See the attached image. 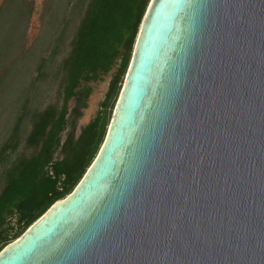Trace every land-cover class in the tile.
Masks as SVG:
<instances>
[{
    "label": "water",
    "instance_id": "water-1",
    "mask_svg": "<svg viewBox=\"0 0 264 264\" xmlns=\"http://www.w3.org/2000/svg\"><path fill=\"white\" fill-rule=\"evenodd\" d=\"M0 264H264V0H150L96 158Z\"/></svg>",
    "mask_w": 264,
    "mask_h": 264
},
{
    "label": "trees",
    "instance_id": "trees-1",
    "mask_svg": "<svg viewBox=\"0 0 264 264\" xmlns=\"http://www.w3.org/2000/svg\"><path fill=\"white\" fill-rule=\"evenodd\" d=\"M76 1L45 0L43 27L30 46L25 37L33 2L0 3V106L13 115L0 143V251L70 195L96 158L150 2L82 0L71 17ZM115 65L99 111L76 134L92 92L89 83ZM52 85L55 100L44 105Z\"/></svg>",
    "mask_w": 264,
    "mask_h": 264
},
{
    "label": "rangeland",
    "instance_id": "rangeland-1",
    "mask_svg": "<svg viewBox=\"0 0 264 264\" xmlns=\"http://www.w3.org/2000/svg\"><path fill=\"white\" fill-rule=\"evenodd\" d=\"M34 4L33 13L30 19L29 27L27 30V34L25 37V45L30 46L34 44V41L36 37L40 34L41 29L43 27L42 21L40 19V16L43 12V2L45 0H31ZM82 0H77L74 8V14H71V17L77 16L79 9H80V3ZM78 19H74V21L67 26V34L69 35L74 27L77 24ZM66 52V49H65ZM65 52L62 54L64 55ZM61 55V56H62ZM61 56L57 57V61L60 60ZM116 65L112 68V70L106 75L103 76L100 81L89 83L90 87L92 88L91 95L89 96L87 100V108L83 110V115L79 119L77 123V133L79 132V129L86 125L88 122H90L97 112L99 111L100 103L103 101L105 93L107 91V86L109 81L111 80L113 74L116 71ZM55 86L52 85V87L46 92L47 93V100L44 101V105L54 102L55 100ZM119 97V96H118ZM118 99V98H117ZM117 102V101H116ZM116 104V103H114ZM72 103L69 104L71 106ZM114 107V106H113ZM113 111V110H112ZM112 111L109 116V121L112 115ZM13 115L10 114V108L7 106H0V143L5 139L8 129H10L11 124L10 120ZM13 118V117H12ZM12 123V122H11ZM107 128V127H106ZM66 133L62 134V138L64 139ZM56 158H59L60 155L58 153L55 154Z\"/></svg>",
    "mask_w": 264,
    "mask_h": 264
},
{
    "label": "crops",
    "instance_id": "crops-1",
    "mask_svg": "<svg viewBox=\"0 0 264 264\" xmlns=\"http://www.w3.org/2000/svg\"><path fill=\"white\" fill-rule=\"evenodd\" d=\"M2 0H0V3H1Z\"/></svg>",
    "mask_w": 264,
    "mask_h": 264
}]
</instances>
